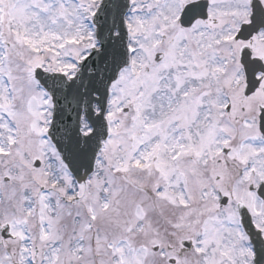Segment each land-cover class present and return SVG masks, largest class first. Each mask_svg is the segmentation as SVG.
I'll list each match as a JSON object with an SVG mask.
<instances>
[{
    "label": "snow or ice",
    "instance_id": "1",
    "mask_svg": "<svg viewBox=\"0 0 264 264\" xmlns=\"http://www.w3.org/2000/svg\"><path fill=\"white\" fill-rule=\"evenodd\" d=\"M0 264H264V0H0Z\"/></svg>",
    "mask_w": 264,
    "mask_h": 264
}]
</instances>
